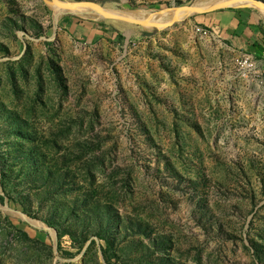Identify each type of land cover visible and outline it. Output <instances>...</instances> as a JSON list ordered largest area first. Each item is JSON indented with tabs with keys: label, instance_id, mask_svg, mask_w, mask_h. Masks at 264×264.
Returning a JSON list of instances; mask_svg holds the SVG:
<instances>
[{
	"label": "rangeland",
	"instance_id": "374dc122",
	"mask_svg": "<svg viewBox=\"0 0 264 264\" xmlns=\"http://www.w3.org/2000/svg\"><path fill=\"white\" fill-rule=\"evenodd\" d=\"M79 1L202 0H0V264H264L260 57L212 10Z\"/></svg>",
	"mask_w": 264,
	"mask_h": 264
},
{
	"label": "crops",
	"instance_id": "0c3cea01",
	"mask_svg": "<svg viewBox=\"0 0 264 264\" xmlns=\"http://www.w3.org/2000/svg\"><path fill=\"white\" fill-rule=\"evenodd\" d=\"M198 18V22L212 27L234 48L260 57L264 64V23L253 14L252 10L222 8L200 14ZM78 31L86 32L82 29Z\"/></svg>",
	"mask_w": 264,
	"mask_h": 264
},
{
	"label": "water",
	"instance_id": "95a60500",
	"mask_svg": "<svg viewBox=\"0 0 264 264\" xmlns=\"http://www.w3.org/2000/svg\"><path fill=\"white\" fill-rule=\"evenodd\" d=\"M253 1H255L257 4H259L256 0H253ZM57 3H60V4H62V6H66V7L70 6L72 8L80 6V5H83V6L92 5L96 9V11H98L100 14H103L104 16H107V17L119 18V19L130 21V22L141 23V24H145V25H156V23L154 21L148 22V21L143 20V19H135V18H130L128 16L113 14L111 12H108V11L102 9L95 2H80L79 1V2H73V3H61V2H57ZM229 3L230 2L225 1V2H222V3L217 4L215 6H212L210 8H205V9H201L198 6L193 5V4L178 6V7L174 8L175 11H174L173 17L171 18L170 22H173L179 14H184L187 12H204L207 10L210 11V10H214L216 8H219L221 6L227 5ZM164 24H167V22Z\"/></svg>",
	"mask_w": 264,
	"mask_h": 264
},
{
	"label": "bare ground",
	"instance_id": "6f19581e",
	"mask_svg": "<svg viewBox=\"0 0 264 264\" xmlns=\"http://www.w3.org/2000/svg\"><path fill=\"white\" fill-rule=\"evenodd\" d=\"M203 1H206V0L198 1V2L194 3V5L198 6L201 9H205V8H210L212 6H215L217 4L222 3V2H219V0H210L208 2H203ZM235 1H237V0H233V2H235ZM240 1H242V2H249L247 0H240ZM86 9H87L86 6H81V5L73 8V10H75L77 12H83ZM172 9L175 11L174 8H172ZM108 10L111 13L116 14V15L128 16L130 18H135V19H143V20H146L148 22L153 21L155 19V17L158 16V15H160V14H163V15H171L172 17H173V14H174V11H172V10H170V11L159 10V11H156L154 13L145 14V15L137 14V15H141V16H136V14H131V15L125 14V12H130V11H124V12H122V11H117V10H110V9H108ZM261 10H264V8H261ZM179 15H181V14H179ZM162 21L164 22L166 20H162Z\"/></svg>",
	"mask_w": 264,
	"mask_h": 264
},
{
	"label": "built area",
	"instance_id": "2783aa9c",
	"mask_svg": "<svg viewBox=\"0 0 264 264\" xmlns=\"http://www.w3.org/2000/svg\"><path fill=\"white\" fill-rule=\"evenodd\" d=\"M200 29L202 30L203 33H205V31H206L205 29L200 28V27L197 26V30H200Z\"/></svg>",
	"mask_w": 264,
	"mask_h": 264
}]
</instances>
